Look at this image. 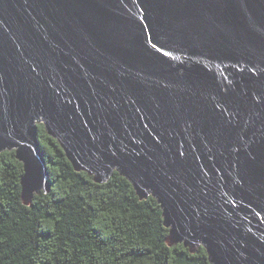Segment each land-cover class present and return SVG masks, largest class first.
I'll return each instance as SVG.
<instances>
[{"label": "water", "instance_id": "95a60500", "mask_svg": "<svg viewBox=\"0 0 264 264\" xmlns=\"http://www.w3.org/2000/svg\"><path fill=\"white\" fill-rule=\"evenodd\" d=\"M156 199L172 246L264 264V0H0V154Z\"/></svg>", "mask_w": 264, "mask_h": 264}, {"label": "trees", "instance_id": "16d2710c", "mask_svg": "<svg viewBox=\"0 0 264 264\" xmlns=\"http://www.w3.org/2000/svg\"><path fill=\"white\" fill-rule=\"evenodd\" d=\"M39 139L52 191L30 206L23 164L16 152L0 154V264H211L204 248L170 245L156 199L141 200L118 173L100 185L76 172L43 125Z\"/></svg>", "mask_w": 264, "mask_h": 264}]
</instances>
